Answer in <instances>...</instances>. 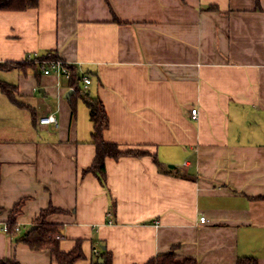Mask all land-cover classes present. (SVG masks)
I'll list each match as a JSON object with an SVG mask.
<instances>
[{"label": "crops", "instance_id": "0c3cea01", "mask_svg": "<svg viewBox=\"0 0 264 264\" xmlns=\"http://www.w3.org/2000/svg\"><path fill=\"white\" fill-rule=\"evenodd\" d=\"M39 0L0 10V62L56 52L77 65L109 115L104 131L143 156L106 158L107 187L92 173L89 109L74 115L69 77L31 66L0 69V258L59 264L18 241L39 212L61 208L60 247L82 239L91 264H144L175 248L198 264H264V0ZM118 18L116 20L115 18ZM193 107L198 117H191ZM54 113L57 124L39 119ZM156 157V158H155ZM159 163L157 162V160ZM25 198L17 232L3 229ZM205 216L204 222L200 221Z\"/></svg>", "mask_w": 264, "mask_h": 264}, {"label": "trees", "instance_id": "16d2710c", "mask_svg": "<svg viewBox=\"0 0 264 264\" xmlns=\"http://www.w3.org/2000/svg\"><path fill=\"white\" fill-rule=\"evenodd\" d=\"M261 0H256V6L260 7ZM39 0H0V10H26L28 8L37 7ZM118 20V18H115ZM42 59H61L56 52H48L45 55L39 57ZM64 63L70 70L69 85L72 92L69 96V103L71 106L72 113L75 115L77 112V104L79 100L85 102L89 109V116L92 122L91 138L95 145L96 152L95 157L88 167L83 169V173L92 172L102 183L103 186L107 187V169H106V158L112 157L119 159L122 156H143L150 153L147 149L142 148H126L123 149L121 146L113 141H108L104 137V131L110 124L109 115L106 110V106L103 100L96 95H92L84 87V75L80 73L77 65ZM31 66L33 67L39 78V66L40 63L36 59H31L23 62L4 61L0 62V69L9 70L16 67ZM0 89L1 91L15 104L20 107L28 108L32 115V119L35 121L36 111L29 102L20 99L21 93L18 90L16 84L7 82L0 78ZM156 158V157H155ZM157 160V159H156ZM159 163V161L157 160ZM1 170V162H0ZM25 198L20 199L15 203L12 209L9 210L5 223L7 224V232L14 234L17 232L16 226L18 225V216L22 212ZM57 211H62L61 208L50 205L42 209L39 214L34 218L31 226H29L25 232L21 235L18 241L27 244L31 249L34 250H49L59 264H75L76 261L85 257L84 250L82 248V239H77L76 244L72 249L64 251L60 247L62 234L60 231L61 224L50 222L48 220L49 214ZM5 212V209L0 206V215ZM100 257L103 259L102 262L94 260L91 264H113L112 253L107 249L100 253ZM0 264H21L16 259L11 258H0ZM144 264H198L197 260L193 257L179 258L175 253V248L169 251L158 253L151 257ZM236 264H260L257 257L240 256L237 259Z\"/></svg>", "mask_w": 264, "mask_h": 264}, {"label": "built area", "instance_id": "2783aa9c", "mask_svg": "<svg viewBox=\"0 0 264 264\" xmlns=\"http://www.w3.org/2000/svg\"><path fill=\"white\" fill-rule=\"evenodd\" d=\"M29 60L31 59H36L38 63H40V66L43 70L44 73H50V72H55L60 75H66L67 77H70V70L68 66L64 63L63 60L61 59H42L40 60L38 56L34 55H29L28 57ZM84 87L87 89V86L91 82V78L88 75H84ZM191 117L196 119L198 117V108L193 107L190 111ZM39 123L42 125H48V124H57L58 119L54 113H50L48 115H44L39 119ZM206 220L205 216L200 217V221L204 222ZM3 229L7 231L8 227L7 224L5 223L3 226ZM16 229H19V226H16Z\"/></svg>", "mask_w": 264, "mask_h": 264}, {"label": "water", "instance_id": "95a60500", "mask_svg": "<svg viewBox=\"0 0 264 264\" xmlns=\"http://www.w3.org/2000/svg\"><path fill=\"white\" fill-rule=\"evenodd\" d=\"M71 92H72V90H69V91L67 92L66 96H67V97H69V96H70V94H71ZM99 261H100V262H102V261H103V259L100 257V258H99Z\"/></svg>", "mask_w": 264, "mask_h": 264}]
</instances>
